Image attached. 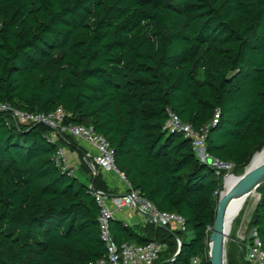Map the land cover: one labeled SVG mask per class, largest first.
Here are the masks:
<instances>
[{"label": "trees", "instance_id": "obj_1", "mask_svg": "<svg viewBox=\"0 0 264 264\" xmlns=\"http://www.w3.org/2000/svg\"><path fill=\"white\" fill-rule=\"evenodd\" d=\"M0 104L71 114L111 143L117 167L143 198L184 219V230L133 228L115 241L167 246L155 264H209L221 183L192 142L167 133L168 111L208 130V154L243 172L264 148V0H0ZM52 128L0 112V264H97L107 253L100 208L55 161ZM83 158V157H82ZM249 228L264 251V184ZM175 234L177 236H175ZM181 251L179 248L181 247ZM228 264H249L241 246Z\"/></svg>", "mask_w": 264, "mask_h": 264}, {"label": "built area", "instance_id": "obj_2", "mask_svg": "<svg viewBox=\"0 0 264 264\" xmlns=\"http://www.w3.org/2000/svg\"><path fill=\"white\" fill-rule=\"evenodd\" d=\"M8 111L14 120L22 125L43 124L52 128L53 133L50 137L54 144L70 143L69 137L75 138L78 142L85 143L88 148L87 164L93 175L98 172L102 174H114L121 182L123 192L115 194L111 191L96 189L90 184V190L95 197L100 208L99 227L101 239L107 249L106 256L99 260L97 264H155L167 246L157 241H151L143 245L124 243L119 245L112 234L111 222L116 219L119 212L127 209L136 211L145 217V224H152L159 227L171 228L173 230H184V219L176 213L163 212L153 205L150 201L143 198L141 192L135 190L126 175L117 167L115 152L111 143L106 138L96 133L92 127L74 125L68 123L71 114L59 109L51 114H28L12 108L8 104H0V112ZM168 120L164 126L167 133H181L185 138L192 142V146L198 159L208 163L215 171L217 177H221L224 171L225 177L231 174L235 168L233 163H224L211 157L206 149V135L208 130H195V128L185 122L172 112L168 111ZM79 143V144H80ZM81 145V144H80ZM66 147L60 145L56 154V163L69 169L66 158ZM72 173L73 170H72ZM224 177V178H225ZM242 238V249L244 259L249 264H264V251L261 249V242L255 228H249ZM199 264V260H194Z\"/></svg>", "mask_w": 264, "mask_h": 264}, {"label": "water", "instance_id": "obj_3", "mask_svg": "<svg viewBox=\"0 0 264 264\" xmlns=\"http://www.w3.org/2000/svg\"><path fill=\"white\" fill-rule=\"evenodd\" d=\"M258 153L259 152L252 157L251 163ZM251 163L249 167H246L242 176L236 177L233 174L229 175L236 179V182L229 188L226 187V176L217 191L219 200L215 224L210 235L211 248L209 250V264H227L228 247H226L223 227L225 216L227 215L226 213L231 203L236 199H246L249 195L258 191V189L264 184V161L257 166L252 167ZM260 199L261 195L259 194L258 202ZM175 236L177 235L175 234ZM181 248L182 246L179 248V251H181Z\"/></svg>", "mask_w": 264, "mask_h": 264}, {"label": "crops", "instance_id": "obj_4", "mask_svg": "<svg viewBox=\"0 0 264 264\" xmlns=\"http://www.w3.org/2000/svg\"><path fill=\"white\" fill-rule=\"evenodd\" d=\"M81 144V145H80ZM79 145L83 147V149L86 151V154H82V157L80 156V153L78 150H71L70 148L66 147V158H67V165L69 169L73 170L74 174H76L79 179L83 182H87L88 178L90 177L82 168V160L84 159L87 162V153L88 148L87 145L82 144V142ZM104 179L107 182L108 189L112 193L115 194H121L123 192L122 184L120 180L114 175V174H103ZM116 219L120 221H124L127 225L133 227V228H139L142 227L145 224V217L141 214L136 213V211H132L131 209H127L123 212H119L116 215Z\"/></svg>", "mask_w": 264, "mask_h": 264}, {"label": "rangeland", "instance_id": "obj_5", "mask_svg": "<svg viewBox=\"0 0 264 264\" xmlns=\"http://www.w3.org/2000/svg\"><path fill=\"white\" fill-rule=\"evenodd\" d=\"M251 161L247 165L249 167ZM245 170L243 172H234V169L231 170V174L235 175L236 177H240L244 174ZM222 184V183H221ZM233 185L229 184L228 188ZM220 187V184L219 186ZM259 194V193H258ZM258 201L254 202L252 199H249V201L246 203L244 209L240 213V215L237 217V219L234 222L233 230L231 235L228 238V243H227V252L229 248H231L232 252L239 257L240 254V248L242 247V238L245 234V232H248V226L251 220V217L253 216L254 209L256 207ZM228 264V260H227Z\"/></svg>", "mask_w": 264, "mask_h": 264}, {"label": "bare ground", "instance_id": "obj_6", "mask_svg": "<svg viewBox=\"0 0 264 264\" xmlns=\"http://www.w3.org/2000/svg\"><path fill=\"white\" fill-rule=\"evenodd\" d=\"M262 161H264V150H262L255 156V158L253 159L251 163V167L257 166ZM235 182H236V179L233 176H228L226 179V187L228 188L229 184H232V183L234 184ZM249 199H252L254 202L258 201L259 199L258 192L256 191L252 193L246 199L234 200L227 210V213H226L227 215L225 216L224 227H223V235L226 240V247L228 243V238L231 235L232 230H233L234 222L237 219V217L240 215L242 210L244 209Z\"/></svg>", "mask_w": 264, "mask_h": 264}]
</instances>
